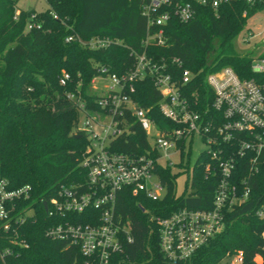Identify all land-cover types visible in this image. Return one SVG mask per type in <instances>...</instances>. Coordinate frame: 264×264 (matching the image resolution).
Listing matches in <instances>:
<instances>
[{
	"label": "trees",
	"instance_id": "trees-1",
	"mask_svg": "<svg viewBox=\"0 0 264 264\" xmlns=\"http://www.w3.org/2000/svg\"><path fill=\"white\" fill-rule=\"evenodd\" d=\"M17 1L0 0V178L11 189L29 185L30 195L15 203L12 215L21 219L12 221L8 231L0 229V264H84L78 247L45 235L47 227L63 218L49 216L44 203L56 195L60 184H77L86 177L79 162L87 139L83 133L73 132L78 110L64 90L79 91L94 106L96 96L91 94L90 81L97 69L103 66L121 74L133 67L136 53L146 50L155 59L163 58L174 77L183 68L193 72L185 93L191 102L198 101L194 108L202 110L212 97L205 79L209 72L229 66L240 77L251 76L250 57L236 54L232 40L245 27L243 11L250 15L260 6L252 8L246 0H232L216 10L199 6L192 20L173 19L167 24L164 46L144 47L142 0H45L46 9H19L15 16ZM29 21L40 28L26 30ZM69 34L81 40L101 37L113 42L91 49L77 40L66 42ZM172 58H179L182 64L176 65ZM63 70L71 77L66 87L58 82ZM134 88V100L149 109L152 119L159 126H170L159 112L161 97L151 78L137 80ZM113 146L119 152L141 150L147 146L146 135L135 126ZM179 146L183 153L182 143ZM207 160L201 152L192 168L190 190L185 187L179 195L175 193L179 172L168 166L158 168L166 187L163 198L151 200L127 191L118 194L116 210L133 241L125 243L123 254L112 256L111 264H233L222 261L239 251L241 264H256L255 257L264 264V218L255 215L264 200V152L258 171L250 176L249 197L226 212L221 232L188 259L172 263L161 253L158 226L151 217L168 216L182 207H211L216 176H205ZM98 216L95 208L73 215L75 222L83 224L97 223ZM15 235L28 247L12 244L10 238ZM7 248L11 253L2 254Z\"/></svg>",
	"mask_w": 264,
	"mask_h": 264
},
{
	"label": "built area",
	"instance_id": "built-area-1",
	"mask_svg": "<svg viewBox=\"0 0 264 264\" xmlns=\"http://www.w3.org/2000/svg\"><path fill=\"white\" fill-rule=\"evenodd\" d=\"M230 1L142 0L140 13L146 20V31L141 43L144 47L164 46V30L171 20L186 23L195 17L197 7L216 10ZM246 2L252 8L260 6L250 15L243 11L247 20L260 12L264 15V0ZM18 13L17 8L15 16ZM53 18L57 19V15L53 14ZM39 28L40 24L33 21L26 25V30ZM263 32L262 27L247 28L243 42L258 38ZM73 40L91 49L104 48L113 42L101 37L81 40L73 34L65 37L66 42ZM250 59V77H240L229 66L206 75L212 97L202 110L195 109L198 101L191 102L185 93L193 72L183 68L180 75L174 77L163 58L155 59L146 50L136 53L133 67L121 74L112 73L103 66L97 69L90 81L91 94L96 96L94 106L89 105L79 91L65 89V97L78 110L73 132L83 133L87 139L79 162L86 177L77 184H60L56 195L46 203L47 214L63 220L47 227L45 235L78 247L84 264H111L112 256L123 254L125 243L133 241L127 224L121 221L116 210L118 194L127 191L151 200L163 198L166 187L158 168L173 169L182 164L185 148L188 146L190 150L194 137H199L206 145L201 151L208 156L203 165L205 176L210 173L216 176L211 207H182L168 216L151 217L158 226L159 248L168 261L176 263L191 257L221 232L226 212L249 197V179L258 171L264 152V55ZM171 61L178 66L182 64L179 58ZM145 77L151 78L160 94L158 109L170 126H159L149 115V109L134 100V82ZM101 81L105 83L99 84ZM58 82L66 87L71 82L70 74L63 70ZM135 126L145 133L147 146L131 152L116 151L113 143L130 134ZM179 143H182L183 153ZM173 155L179 157L178 163L172 161ZM29 195V185L11 189L7 180L0 178V229L8 231L12 221L21 219L15 218L12 211L16 201L27 199ZM90 208L99 210L97 223L75 222L73 215ZM255 215L264 218V200L256 207ZM10 242L28 247L16 235ZM2 252L11 253L8 248ZM233 257L231 263H242V252ZM257 259L260 258L255 257L256 264H260Z\"/></svg>",
	"mask_w": 264,
	"mask_h": 264
},
{
	"label": "rangeland",
	"instance_id": "rangeland-1",
	"mask_svg": "<svg viewBox=\"0 0 264 264\" xmlns=\"http://www.w3.org/2000/svg\"><path fill=\"white\" fill-rule=\"evenodd\" d=\"M18 9H33L35 11H42L47 8V3L45 0H18L16 3ZM253 26H258L264 28V15L260 12L255 18L248 19L246 21L245 27L242 32H240L232 40L233 51L241 56L256 57L258 55H264V32L262 36L258 38L251 39L248 42H243L242 36L245 34L247 28ZM105 83L104 81L99 82V84ZM94 90V89H92ZM206 147V145L199 139V137H194L191 144L190 152L188 146L185 148V154L182 158V166L176 165L173 167L174 172H179L178 177L175 180V193L177 195L181 194L185 187L190 190V178L192 175V168L198 154ZM179 157L177 155L172 156V161L178 163ZM186 166L188 170L185 171ZM233 256H229L222 262H230L234 260ZM259 263L261 259H257Z\"/></svg>",
	"mask_w": 264,
	"mask_h": 264
},
{
	"label": "water",
	"instance_id": "water-1",
	"mask_svg": "<svg viewBox=\"0 0 264 264\" xmlns=\"http://www.w3.org/2000/svg\"><path fill=\"white\" fill-rule=\"evenodd\" d=\"M44 206L46 207V203H44Z\"/></svg>",
	"mask_w": 264,
	"mask_h": 264
}]
</instances>
